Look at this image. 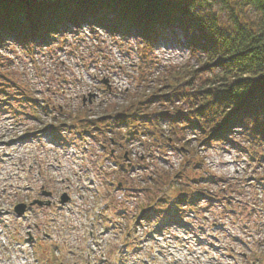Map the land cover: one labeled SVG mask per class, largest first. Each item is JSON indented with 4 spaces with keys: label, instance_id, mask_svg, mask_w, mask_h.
I'll list each match as a JSON object with an SVG mask.
<instances>
[{
    "label": "rangeland",
    "instance_id": "374dc122",
    "mask_svg": "<svg viewBox=\"0 0 264 264\" xmlns=\"http://www.w3.org/2000/svg\"><path fill=\"white\" fill-rule=\"evenodd\" d=\"M228 17L230 13L226 11L219 14V19L227 26L230 23ZM242 17L245 20H256L255 12L249 8L244 9ZM142 43V39L133 34L112 33L98 24L90 23L59 29L57 35L31 50L11 37L5 38L4 45L0 48V75H5V78H1L2 86L10 91L8 85H16L17 94L30 91L38 103V118L26 115L31 113L27 104L21 106L22 112L26 113L20 114L17 112L19 107L16 101H12L10 107H5L1 96L6 95L0 96V259H3L0 264H13L10 259H4L8 258V247L12 250V255L17 256L16 246L13 244V229L26 237L25 229H30L31 225L32 229L35 224L47 230L52 228L49 227V221L53 222V217H57L56 221H61L60 225L66 226L67 221L64 220L69 219L70 224L75 225L78 230L89 227L85 216L88 219L95 216L96 210L100 209L99 201L103 200V204L112 200L122 201L120 195L127 194L128 189L118 188L120 183H124V187L129 189L139 188L131 192L133 197L139 198V204L136 203L132 208L130 203L133 198L129 197V203L123 202L127 205L126 217H117V224L123 225L125 229L134 226L135 215L141 211V198L144 204L146 196L158 197L165 193L169 194L168 199L176 197L183 191H192L195 180H199L200 188L214 192L222 200L207 198L208 204L200 198L195 205L197 209H203L202 205L208 204L206 207L209 208L204 209L211 214L213 222L209 224L229 225L245 233L264 228V161L256 160V155L239 132L228 134L225 140H215L208 145L198 143L190 130H177V135L182 137L181 142L190 141L188 152L180 148L179 142H174L168 118L161 119L165 131L162 139L151 140L150 136L146 138L147 135H139L128 140V136L124 134L123 137H118L120 135H117V131L120 129L116 128L111 136L100 132L94 135L92 130L84 133L63 130L62 137L59 130L71 125L68 118H83L84 111L89 112V119H97L111 111L115 113V110L129 103L131 95H141L147 81L152 77L154 79L165 66H179L190 57V51L184 45L185 37L178 27L171 26L153 39L151 70L145 69L143 65L140 55ZM189 63L194 65L197 61L191 58ZM142 74L146 80L141 79ZM104 78L110 89L102 82ZM89 93H97L98 96L88 102ZM159 104L156 101L146 103V106L164 112L173 107L171 104L159 108ZM181 109L179 107L177 110ZM54 129H58L57 135ZM121 129L124 130V126ZM109 137L116 138L117 145L107 140ZM235 140L237 142L234 143ZM126 152L128 158L124 159ZM190 152L193 155L197 152L196 167L185 168L182 173L190 174L192 179L180 176L173 181V176L182 170V164L192 155ZM34 157L38 162L33 170L39 174L37 180L25 173ZM34 179L31 191H26L29 181ZM170 179L171 182H176L173 191L165 189L169 188ZM203 179L208 180L209 184L201 183ZM43 183L47 188L54 186L60 192L71 190L68 187L70 183L77 195H96L88 197L94 201L95 207L77 208L75 211L79 213L75 215L68 214L70 210L66 206L54 211L31 207L27 216L16 215L13 209L16 201L29 197L32 193L37 194ZM78 186L92 188L80 190ZM5 188L8 190L3 191ZM228 200L232 203H227ZM23 201L27 202V199ZM192 209L194 208L173 215L172 208L164 207L163 210L167 211L165 219L162 215L153 214L140 225L148 228L159 225L170 227L171 224H176L175 221L182 219L177 224L190 226L194 222L188 217ZM105 214L106 211L101 210L97 218ZM56 224L58 223L54 226ZM34 242L39 258L42 259L44 245ZM29 245L22 247L30 257L24 264H42L33 255V248ZM19 262L17 257L16 264Z\"/></svg>",
    "mask_w": 264,
    "mask_h": 264
},
{
    "label": "trees",
    "instance_id": "16d2710c",
    "mask_svg": "<svg viewBox=\"0 0 264 264\" xmlns=\"http://www.w3.org/2000/svg\"><path fill=\"white\" fill-rule=\"evenodd\" d=\"M247 8L256 20L243 19ZM221 11L230 13L229 26L219 19ZM82 23L140 37L145 69L153 68V39L171 26L182 31L190 51L187 62L165 66L141 95H131L110 125L126 126L130 138L147 133L162 139L161 119L168 118L174 142L186 152L190 141L181 142L177 130H190L198 143L208 145L239 132L256 160L264 161V0H0V48L8 36L31 50L59 29ZM191 58L197 64H190ZM1 78L2 73L0 91L8 92L1 89ZM141 79L146 80L143 74ZM156 101L159 108L173 107L164 112L146 106ZM196 154L173 181L191 178L182 172L196 167Z\"/></svg>",
    "mask_w": 264,
    "mask_h": 264
},
{
    "label": "flooded vegetation",
    "instance_id": "af4514ba",
    "mask_svg": "<svg viewBox=\"0 0 264 264\" xmlns=\"http://www.w3.org/2000/svg\"><path fill=\"white\" fill-rule=\"evenodd\" d=\"M6 105H10V104L6 103ZM18 105H21V104H18ZM31 105L32 104H30V106ZM28 165H29V167L27 169V175L30 174L31 176H33L37 180L38 179V173L33 172L34 168L36 169V164L29 162ZM35 179L31 180V181H35ZM53 187L54 186H50L49 188H47L46 184H44V183L41 184V188H40V195L41 196H38L35 199L43 200L44 196H47L46 199L52 200L53 204H56L57 201L59 200V197H61V194L64 193V190H63V192H60L57 190V188L54 189ZM67 261H68V263H71V262L75 263L74 258H68Z\"/></svg>",
    "mask_w": 264,
    "mask_h": 264
},
{
    "label": "water",
    "instance_id": "95a60500",
    "mask_svg": "<svg viewBox=\"0 0 264 264\" xmlns=\"http://www.w3.org/2000/svg\"><path fill=\"white\" fill-rule=\"evenodd\" d=\"M104 83H107V80H104ZM64 201H66V199H64ZM25 208H26L25 204H19L16 206V211L18 214L21 215L25 212Z\"/></svg>",
    "mask_w": 264,
    "mask_h": 264
}]
</instances>
